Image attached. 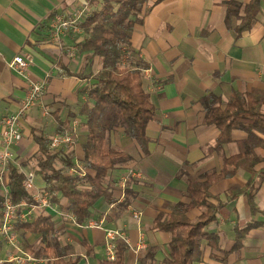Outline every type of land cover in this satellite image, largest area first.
<instances>
[{
	"label": "crops",
	"instance_id": "1",
	"mask_svg": "<svg viewBox=\"0 0 264 264\" xmlns=\"http://www.w3.org/2000/svg\"><path fill=\"white\" fill-rule=\"evenodd\" d=\"M236 1L246 4L250 0ZM85 2L89 9V0H0V120L17 112L30 81L45 83L41 103L21 118L22 138L11 146L15 157L10 162L22 172L34 171L35 187L40 191L45 182L36 170L35 134L52 138L74 133L73 143L58 147L57 166L65 164L72 149L71 160L85 172L81 144L86 128L79 109L86 100L85 88L91 83L83 75L96 70L97 58L90 64L84 53L77 52V42L83 38L80 30H69L55 38L50 29L55 15H69ZM225 2L147 0L144 4L147 10L135 23L130 41L148 63L143 86L155 108L146 127L148 152L144 155L121 128L112 129L108 134L111 146L132 158L106 177L118 202L99 199L82 224L75 223L70 211L64 209L65 198L58 204L48 202L44 209L51 215L59 243L73 246L76 264L108 260L104 250L107 229L119 230L126 238L121 264H140L148 247L157 248L154 264H166L170 234L154 227L155 219L174 205L189 202L186 191L190 181L202 183L223 167L233 168V163L225 165L223 158L239 152L247 132L233 129L231 140L215 148L219 130L214 124H206L204 116L209 108L223 107L233 92L264 90V2L251 28L239 33L235 30L237 21L227 17ZM26 54L31 56L27 71L19 74L9 68L14 56ZM255 134L264 138L262 133ZM3 148L0 133V155ZM254 152L260 160L253 175L238 168L209 186L208 200L221 205L215 220L203 231L216 234L218 243L213 247L203 241L202 255L192 264H264V146H257ZM126 169L138 170L140 177L129 178L128 187L134 195L120 209L117 205L124 200L125 192L120 198L118 180ZM250 179L257 183L252 202L247 197L250 190L245 188ZM7 182V168L0 165V193L7 191ZM235 187L238 192L229 196L228 191ZM202 211L203 206L195 204L186 216L196 220ZM38 213V209H32L26 220H33ZM252 222L257 225L243 234L237 250H231L237 230ZM13 233L18 245L0 235V264L45 263L44 259L20 262L16 257L25 253L21 239L45 246L47 242L39 234L15 228ZM140 243L144 249H140Z\"/></svg>",
	"mask_w": 264,
	"mask_h": 264
},
{
	"label": "trees",
	"instance_id": "2",
	"mask_svg": "<svg viewBox=\"0 0 264 264\" xmlns=\"http://www.w3.org/2000/svg\"><path fill=\"white\" fill-rule=\"evenodd\" d=\"M147 0H89L90 8L80 23L79 30L83 38L77 42V52L84 53L91 62L97 58L96 70L83 75L91 79L85 88L86 100L82 103L79 113L84 117L86 134L81 144L84 158V174L69 173L70 168L77 165L71 160L73 151H68L65 164L57 166L60 156L58 148L50 147L51 138L43 134H35L38 144L36 167L38 174L45 182L43 191L48 194L49 203L58 204L61 198L66 199L65 210L70 211L77 224L84 223L91 214L95 203L104 198L108 203L118 202L113 197L107 184L109 171L120 168L121 165L132 160L127 153L111 146L108 134L114 128H121L128 138L137 143L144 155L147 154L149 138L146 134L147 123L154 116V105L150 94L143 86V73L148 68L138 52L131 45L130 37L135 23L141 20L147 9H143ZM264 0H250L242 4L236 0H226L227 17L237 21L235 30L239 33L251 28L256 15ZM88 8V7H87ZM68 75H74L67 72ZM78 75V74H77ZM264 90H255L250 94L233 92L223 107L219 105L206 110L204 122L214 124L219 133L216 137L215 148L231 140L233 129H242L247 137L241 141L237 154L223 158V163H233V168L223 169L204 182L190 181L186 196L188 203H178L165 215L162 213L155 219L157 229L170 234L168 256L166 264H192L202 255L203 241L216 247V234L207 233L203 228L215 220L220 202L212 203L208 200L209 186L223 177L232 175L238 168H243L254 174V166L260 160L255 154L257 146H264V138L255 132L264 134ZM7 196L14 204L26 200L33 204L31 192L23 185L24 173L12 163L7 166ZM90 170L91 172H88ZM130 179L124 188L120 187L119 194L125 198L117 206L125 208L134 193L129 189ZM245 188L249 201H253L257 183L250 179ZM235 187L228 191L232 196L238 192ZM4 193H0V215L3 209ZM201 204L203 211L196 220L186 216L189 208ZM38 209L39 213L31 220H16L15 230L22 229L23 233L39 234L45 246L28 244L25 239L20 241L24 252L36 259H44L42 264H76L73 246L61 245L58 235L54 234V222L51 215ZM24 211L18 208L17 213ZM257 223H249L237 230V237L231 250H237L242 244L243 234ZM114 260H102L98 264H121L127 244L122 239L116 240ZM157 248L148 247L140 259V264H154Z\"/></svg>",
	"mask_w": 264,
	"mask_h": 264
},
{
	"label": "built area",
	"instance_id": "3",
	"mask_svg": "<svg viewBox=\"0 0 264 264\" xmlns=\"http://www.w3.org/2000/svg\"><path fill=\"white\" fill-rule=\"evenodd\" d=\"M88 8L86 2L83 6L74 8L69 15H64L62 13L54 16L52 24L50 26L51 35L53 37H58L61 33L67 32L69 30L79 31V23L82 17L87 14ZM69 55L72 56L73 53L69 52ZM31 62V56L26 55H16L8 62L10 69L14 70L19 74H23L27 71V66ZM45 91V83L43 81H30L26 87L25 94L21 99L17 112L4 115L0 120L1 126V136L4 144L3 151L0 155V165L3 168H6L7 164L14 160V152L11 149V146L19 142L22 138L21 131V118L25 113L31 109L33 106L40 104L43 94ZM75 141L74 133H63L55 134L50 141V147L53 149L58 148L61 144L73 143ZM69 173L78 172V174H84L83 171L77 166L76 168H70ZM24 173L23 185L28 189L33 197L34 203L29 204L26 200H22L17 204L11 202L10 198L7 196V191L4 193L3 209L0 215V235L4 236L7 241L13 245H18L16 243V236L13 233L14 222L17 219L26 220L27 214L31 212L32 209H41L45 208L48 205V194L45 191H40L36 189L34 183V171H27ZM140 177V172L135 169H126L122 175L119 177L118 185L121 188H124L126 181L129 178H138ZM120 198H123V195H120ZM18 208H23L24 211L17 213ZM26 211V212H25ZM136 216V215H135ZM92 224V223H91ZM122 239L126 241V238L122 235L119 230L116 229H107L106 230V241L104 244V250L106 258L108 260H114L115 258V246L116 240ZM140 249H144L145 245L140 243ZM17 257V260L20 262L28 261L33 262L37 259L31 254L23 253L22 256Z\"/></svg>",
	"mask_w": 264,
	"mask_h": 264
},
{
	"label": "rangeland",
	"instance_id": "4",
	"mask_svg": "<svg viewBox=\"0 0 264 264\" xmlns=\"http://www.w3.org/2000/svg\"><path fill=\"white\" fill-rule=\"evenodd\" d=\"M22 240V239H21Z\"/></svg>",
	"mask_w": 264,
	"mask_h": 264
}]
</instances>
